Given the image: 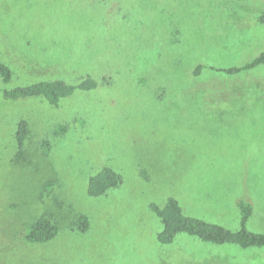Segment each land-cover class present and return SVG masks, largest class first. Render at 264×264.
<instances>
[{"label":"rangeland","instance_id":"374dc122","mask_svg":"<svg viewBox=\"0 0 264 264\" xmlns=\"http://www.w3.org/2000/svg\"><path fill=\"white\" fill-rule=\"evenodd\" d=\"M262 16L264 0H0V264H264V247L161 244L151 209L173 197L235 231L243 201L245 228L264 234V64L225 71L264 51ZM87 76L105 82L57 106L6 95ZM102 167L120 183L88 196ZM41 214L59 234L26 242Z\"/></svg>","mask_w":264,"mask_h":264},{"label":"trees","instance_id":"16d2710c","mask_svg":"<svg viewBox=\"0 0 264 264\" xmlns=\"http://www.w3.org/2000/svg\"><path fill=\"white\" fill-rule=\"evenodd\" d=\"M261 19L263 21L264 16ZM261 64H264V51L250 62L239 67L227 68L225 71L227 73H236L240 70H249ZM10 74L8 66L0 61V78L3 81H7L10 79ZM103 82H105L104 79L100 81V79H95L91 76L82 77L74 84H67L58 79L41 80L25 87L6 92V95L14 98L42 97L50 105L57 106L61 98L71 95L74 91L90 90L96 88L99 83L102 84ZM28 132L27 122L23 119L20 120L16 133L17 141L22 147ZM119 183L120 177L113 169L110 167H102L88 178L86 193L91 197H99L105 195L108 190L115 188ZM43 188L45 192H51L53 183L47 181ZM151 209L161 222V230L156 234V239L161 244H170L177 234L185 233L204 243L213 245L235 244L242 248L251 246L264 247V234L252 232L245 228V223L252 212L251 205L246 202L240 201L238 203L240 228L235 231L229 230L220 224L207 222L202 218L185 214L178 200L173 197H168L162 207L152 204ZM56 221L50 214H41L26 229L23 236L24 240L37 244L53 240L60 231V224ZM69 222L70 228L78 233L85 232L89 227L87 218L81 214L72 216Z\"/></svg>","mask_w":264,"mask_h":264}]
</instances>
